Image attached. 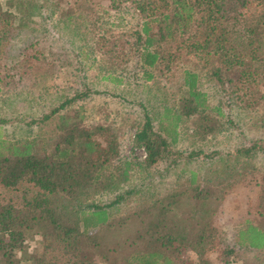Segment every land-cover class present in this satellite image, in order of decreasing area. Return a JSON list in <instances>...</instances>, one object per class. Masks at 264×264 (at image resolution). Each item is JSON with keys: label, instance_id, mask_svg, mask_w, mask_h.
Returning <instances> with one entry per match:
<instances>
[{"label": "trees", "instance_id": "16d2710c", "mask_svg": "<svg viewBox=\"0 0 264 264\" xmlns=\"http://www.w3.org/2000/svg\"><path fill=\"white\" fill-rule=\"evenodd\" d=\"M45 7L59 22L75 25L77 35L95 33L93 51L112 81L121 82L111 74L127 71L134 57L135 78L148 82L164 71L165 83L177 91L167 98L157 129L146 112L135 126L133 142L145 153L142 161L120 160L122 134L114 122L94 123L82 106L71 114L68 107L90 90L75 93L42 119L56 115L46 137L0 138V187L21 193L0 200V264H186L185 250L200 264H211L209 251L219 250L227 236L215 219L227 207L248 217L236 229V247L224 246V264L238 260L236 250H244L243 264H264V168L238 158L236 166L203 177L191 172L165 197L117 219L85 204L117 192L136 175L200 156L173 148L182 122L194 124L191 137L197 142L231 126L222 105H211L199 89L202 78L241 109L264 110V0H0V93L30 94L44 76L64 67V52L46 37L11 58L13 41ZM124 9L137 17V29L116 32L110 23L101 31L111 11ZM256 150L264 148L254 143L235 156L248 158ZM123 200L118 195L114 203ZM91 229L97 230L92 236ZM26 234L40 237L39 250L27 252Z\"/></svg>", "mask_w": 264, "mask_h": 264}, {"label": "rangeland", "instance_id": "374dc122", "mask_svg": "<svg viewBox=\"0 0 264 264\" xmlns=\"http://www.w3.org/2000/svg\"><path fill=\"white\" fill-rule=\"evenodd\" d=\"M47 15H49L48 20H46ZM117 18L123 20L120 22ZM110 23L116 26L113 30L124 33L137 29L139 25L137 17L129 9H124L120 13L111 11L107 18L105 17L101 31L108 28L107 24ZM101 31L98 33L102 34ZM94 34L82 37L77 35L75 25L67 26L59 22L57 14H48L46 7L42 11V17L34 16L30 19L28 27L21 30L13 41L11 58L18 56L25 46L46 37L58 50L64 52L65 65L52 74L44 76L40 86L35 87L30 94L0 93L2 140H38L46 137L49 128L56 122V115L43 122L42 119L75 93L90 90L91 94L84 100H78L68 107L72 111L71 114L82 106L84 114L94 123L114 122V126L122 134L120 160L137 162L144 159L145 153L133 142L135 126L142 123L146 112L151 118L153 127L157 129L166 100L174 95L177 88H170L165 83L164 71L160 72V77L157 76L148 82L135 78L133 74L137 61L134 57L127 62V71L116 70L111 74L112 78H121V82L112 81L107 77L110 72L105 73L100 68L102 63L97 62L100 61V56L93 51ZM199 89L207 95L211 105L218 103L222 105V109L231 120V126L226 124L225 132L213 139L197 142L191 137L194 124L188 121L182 122L179 142L173 148L183 156L191 152H198L200 156H194L191 160L180 159L173 164H163L151 169L149 173L136 175L131 181L123 184L117 192L97 195L85 202L86 205L104 208L109 219L113 220L122 217L125 210L133 212L143 207V203L148 204L165 197L175 190L177 183L185 182L191 172L203 177L207 171L211 172L225 165L236 166L237 158L239 162L264 168V151L256 150L248 158L240 154L235 156V150L252 146L254 143L264 148V110L241 109L235 101L228 99L214 82H210L208 77L201 79ZM14 195L21 196V193L0 187V200H15ZM118 195H124V200L117 204L114 202ZM249 200L253 201V198ZM225 211L220 217L218 214L215 226L225 229L227 236L224 244L218 242L219 250L209 251H212L211 264H224L227 260L224 258L227 255L224 246L229 244L236 247V229L240 227L241 218L248 217L245 211L232 209L228 211V207ZM96 231L91 229L89 233L92 236ZM25 240L28 253L39 250V236L29 238V234H26ZM236 251L238 260H231L228 264H243L244 250ZM28 253L23 259L28 258ZM183 258L186 264H200L197 256L190 250L183 252Z\"/></svg>", "mask_w": 264, "mask_h": 264}]
</instances>
